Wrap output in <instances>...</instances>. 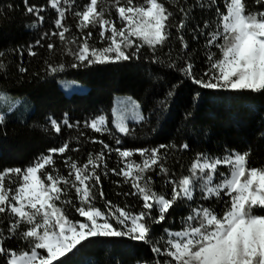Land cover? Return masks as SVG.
Here are the masks:
<instances>
[{
	"label": "snow or ice",
	"instance_id": "obj_1",
	"mask_svg": "<svg viewBox=\"0 0 264 264\" xmlns=\"http://www.w3.org/2000/svg\"><path fill=\"white\" fill-rule=\"evenodd\" d=\"M222 3L223 10L218 0H196L193 5L187 0H175L174 12L163 0H104V7L101 0L82 4L78 0H46L44 5L23 0L26 14L34 17L26 25L28 28L42 27L46 22L42 13H54L48 20L49 29L27 46V53L36 57L37 47L55 52L58 40L61 50L73 58V69L147 59L178 72L202 89L264 94V0H252L253 10L248 0ZM6 7L13 9L11 3ZM196 7L214 10L213 20L190 29L195 33L194 40L205 37L207 67L199 77L187 55L189 45L185 39L190 14ZM2 11L0 8V14ZM69 14L75 20L76 31L67 22ZM173 29L180 50L173 57L169 48L164 60L158 53L170 44ZM45 40L48 42L42 43ZM145 48L151 55H143ZM14 51L23 57V49ZM3 55L0 52V57ZM45 63V71L51 76L67 67L63 63ZM3 70L6 65L0 59V71ZM19 70L27 72L23 67ZM175 87L148 114L131 97L117 100L111 110L112 127L106 114L83 121L70 120L67 112L60 119L46 117L45 133L60 137L67 129L78 135L50 146L24 168L0 170V264H57L74 250L79 252L84 242L97 238L148 245L156 257L155 264H264V214L254 211H264V166H249L251 146L242 152L226 149L219 156L198 152L187 175L179 178L167 165L168 153L189 151L188 142L120 147L121 137L134 135L130 124L146 125L153 115L157 121L162 118ZM15 107L12 97L0 92V128ZM190 115L186 113L185 119ZM89 132L111 136L115 146ZM72 141L76 146L70 148ZM83 143L99 144L101 148L90 151L86 162L81 163L68 153L80 152ZM113 153L118 167L110 169L107 157ZM134 156L139 161L132 159ZM60 165L67 170L66 175ZM152 172L164 177L170 195L154 190L149 175ZM109 174L121 177L123 184L130 186L129 191L117 195L136 197L139 211L105 198L101 176ZM116 183L121 186L119 181ZM97 198L103 201V210L96 206ZM177 201L188 202L190 209L180 221L182 227L175 231L166 227L164 235L154 238L152 226L162 224ZM203 202H222L223 209L218 213ZM70 208L83 219L70 218ZM12 238L22 241L26 248L8 247L5 241Z\"/></svg>",
	"mask_w": 264,
	"mask_h": 264
},
{
	"label": "trees",
	"instance_id": "obj_2",
	"mask_svg": "<svg viewBox=\"0 0 264 264\" xmlns=\"http://www.w3.org/2000/svg\"><path fill=\"white\" fill-rule=\"evenodd\" d=\"M84 2L86 0H78V3ZM136 2L142 3L143 0ZM163 2L169 10L176 11L173 8L175 0H172V3L168 0ZM180 2L183 3L184 0ZM195 2L196 0H187L189 5ZM9 3L13 5L11 11L6 7ZM29 3L44 5L46 0H29ZM218 3L223 10L222 0H218ZM248 3L250 10H253L252 0H248ZM104 6V0H101V7ZM0 8L3 9L0 14V52L4 53L0 59L6 65V70L0 71V92L28 103L32 111L29 116L22 111L8 115L5 125L0 128V170L11 167L24 168L50 146L78 135L75 130L67 129L60 137L45 133L43 127L49 115L60 119L67 112L70 120L83 121L99 114H106L109 117V127H112L111 110L116 97L133 98L140 103L145 114H148L156 109V102L164 98L173 85H176L175 95L171 98L167 112L162 118L157 121L156 116L153 115L146 125L130 124V127L135 129L134 135L121 137L123 143L120 147H155L159 144L179 145L188 142L189 151L168 153L167 165L171 172L176 174V178L187 175V169L198 152L219 156L223 155L226 149L242 152L251 146L249 166H264V94L202 89L178 72L163 64H153L147 59L73 69L70 66L73 58L61 50L58 40H55L57 44L55 52L49 53L46 47H37L35 51L38 55L32 57L27 53V46L34 43L40 32L49 29L48 20L54 13L51 10L42 13L46 17V22L42 27L34 30L26 27L34 17L26 14L23 0H0ZM176 19H179V16ZM213 19L214 10H202L196 7L190 14L188 29L185 30V39L189 45L187 55L194 64V73L197 77L201 76L207 67L204 54L205 37L201 36L198 40H194L192 37L195 33L190 29L197 24L202 26L205 20ZM67 22L73 25V31H76L75 20L70 14ZM173 33L170 44L158 53L164 60H167L165 53L169 48L172 49L173 57L180 50L179 43L175 39V29ZM47 42L45 40L42 43ZM14 49H23V57ZM213 51H217L219 55L218 50L213 49ZM142 53L145 57L151 55L147 48L143 49ZM46 61L53 64L63 63L67 67L65 71L51 76L45 71ZM21 67L26 68L27 72H21L19 70ZM61 82L81 84L87 87L88 92L67 96L60 88ZM186 113H191L188 119H185ZM88 135L103 139L106 143L115 146L111 136H100L92 132ZM74 146L76 142L72 141L70 148ZM100 148L99 144L83 143L80 152L68 154L84 163L90 151L98 152ZM132 159L139 161L138 156ZM117 160L115 153L108 156V167L117 168ZM60 166L62 174L66 175L67 170ZM149 175L154 181L155 191L170 195L171 189L165 186L163 176L155 172ZM101 181L106 199L121 207L128 204L132 211H139L140 202L136 197L117 195L130 190L129 185L123 184L121 177L109 174L107 177L101 176ZM117 181L121 186H117ZM203 203L214 208L218 213L223 209L222 202ZM96 206L103 210V201L97 198ZM189 210L188 202L177 201L165 221L152 226L153 237L164 235L163 229L166 227L174 231L180 230L182 227L180 221ZM254 211L256 214H264L261 210ZM69 214L72 219H83L71 208ZM5 243L8 247L17 250L26 248V245L17 238L6 240ZM79 248V252L74 250V253L62 257L57 264H115L116 261H119V264H155L156 259L148 245L124 239L97 238L84 242ZM160 259L163 261L164 258Z\"/></svg>",
	"mask_w": 264,
	"mask_h": 264
},
{
	"label": "rangeland",
	"instance_id": "obj_3",
	"mask_svg": "<svg viewBox=\"0 0 264 264\" xmlns=\"http://www.w3.org/2000/svg\"><path fill=\"white\" fill-rule=\"evenodd\" d=\"M60 88L66 93L67 96H72L73 94H85L88 92L87 87H85L81 84L75 83V82H61ZM123 98H128V97L127 96L116 97L114 100L113 108L116 106L117 100L123 99ZM12 100L15 102L16 107H15V110L13 112L9 113L8 115L14 114L15 112H18V111H22L27 116H29L31 114L32 111H31L28 103H26L22 100L15 99L13 97H12ZM221 171H225V169L222 168Z\"/></svg>",
	"mask_w": 264,
	"mask_h": 264
}]
</instances>
